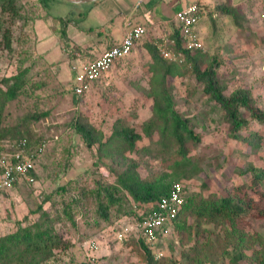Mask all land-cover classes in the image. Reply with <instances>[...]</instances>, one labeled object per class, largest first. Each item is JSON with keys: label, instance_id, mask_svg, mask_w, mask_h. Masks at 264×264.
I'll use <instances>...</instances> for the list:
<instances>
[{"label": "rangeland", "instance_id": "1", "mask_svg": "<svg viewBox=\"0 0 264 264\" xmlns=\"http://www.w3.org/2000/svg\"><path fill=\"white\" fill-rule=\"evenodd\" d=\"M186 1L196 0L183 3ZM201 1L212 3L210 11L203 8L204 16L197 25L205 61L212 56L219 58L222 66L217 70V78L227 87V93L236 88L250 89L257 106L264 111V0H234L240 4L239 8L231 5L232 0ZM52 2L48 0L47 4ZM223 4L237 10L238 19L217 13L215 8ZM48 8L51 9L49 13L55 15L57 7ZM23 13H26L24 6ZM169 17L172 18L173 13ZM244 17L249 20L245 22ZM51 20L52 28L57 29V22ZM175 25L177 27L176 22ZM175 29L174 26L170 35L159 37L146 30L132 53L105 73L77 103L70 91L72 67L64 59L67 44L57 41L56 34L51 35V40L37 45L42 56L35 53L25 57L24 50L35 51L37 37L28 24L15 23L13 51L10 56L0 51V79L15 73L16 66L11 58L16 60L18 68L29 71L24 90L5 107L1 128L10 130L24 119L47 111L49 115L45 119L29 122L25 128L48 139L50 144L37 160L35 183H21L0 197V236L14 232L20 224L26 226L34 222L38 215H30V211L50 197L44 208L50 211L52 219L61 220L65 228L57 227L64 238V247L55 251L56 257L49 264H146L134 243H119L114 239L115 220L123 210L128 212L133 203L126 192L115 195L123 210L118 212L115 205L109 212V221L104 222L95 214L97 183L113 185L119 174L136 164L141 178L155 174L182 177L187 196L192 193L206 196L214 192L221 197H231L235 202L241 199L245 213L237 218V228L254 238L260 237L264 243V217L260 215L264 209V198L261 197L264 181L254 187L248 172L250 168L264 169V127L251 122L247 130L239 133L241 139H232L222 111L203 95L189 64L180 57L173 63L181 67L183 75L168 77V88L178 114L189 121L190 128L199 135L200 143L189 148L186 163L172 165L175 143L162 141L159 129L149 128L155 116L152 100L147 95L151 60L144 47L153 43L161 57L159 49L173 52L174 41L168 36L171 37ZM78 114L102 132V142H110V154L103 152L100 156L96 148L88 150L84 146L74 130L73 121ZM116 129H130L140 136L133 150L118 139L111 141ZM249 133L259 134L260 139L250 138ZM5 139H0V146ZM60 187H64L65 192H56ZM76 195L79 208L74 214V228L66 223L62 208ZM190 223L195 222L190 220ZM221 227L205 226L210 231L203 234L204 239L224 240L227 233ZM91 241L97 243L96 250L88 248ZM259 246V242L255 244L256 248ZM185 250L179 236L173 233L152 252L156 259L162 258L158 264H187L182 257ZM250 254L251 251H246V256ZM232 257L230 252L216 257L211 264H250L246 260L231 263Z\"/></svg>", "mask_w": 264, "mask_h": 264}, {"label": "trees", "instance_id": "2", "mask_svg": "<svg viewBox=\"0 0 264 264\" xmlns=\"http://www.w3.org/2000/svg\"><path fill=\"white\" fill-rule=\"evenodd\" d=\"M21 9L19 0H0V51L6 52L7 56H10L13 51V26L20 22H23L24 26L28 24L25 22L27 21L25 16L21 14ZM215 10L224 16L238 19L237 10L228 5L217 6ZM58 21L59 41L68 44L65 32L70 19H59ZM171 38L174 41L173 52L183 58L186 64H189L196 82L202 87L203 95L222 111L232 139H241L239 133L247 130L251 122L264 127V111L257 106L252 90L236 88L227 93V87L218 80L217 70L222 66V61L219 58L212 56L209 61H205L203 50H183L178 28L175 29ZM144 48L151 60L147 95L152 100L153 115L155 116V120L149 125V128L159 129L162 141L170 140L175 143L176 151L172 157L175 162L172 161V165L186 163L189 148L200 143V137L190 128L189 121L178 114L169 92L168 77L182 76V69L179 65L161 57L153 43L146 44ZM35 53L36 50H24L25 57H30ZM11 60L16 66L15 73L0 79V139L11 137V139L3 140L4 144L25 139L27 141L26 150L30 152L44 137L37 136L35 131L31 132L25 126L29 122L36 123L45 119L49 112L43 111L29 119H24L10 130L1 128L5 107L9 102L15 100L26 87L25 78L29 71L28 68H18L14 58ZM204 63L207 64L204 65ZM70 91L73 92L72 82ZM80 99H76V102L78 103ZM73 123L75 132L88 150L96 148V153L100 156L103 152L110 154L108 151L110 142H102V132L96 130L82 115L78 114ZM249 137L260 139L259 134L256 133H249ZM114 139L122 141L130 150H133L135 142L140 139V136L134 134L130 129H116L111 141ZM244 140L250 141L248 138H244ZM1 148L2 146H0V150ZM248 172L252 175L251 185L257 187L263 183L264 169L250 168ZM31 176L36 181V170L31 173ZM172 176L173 174L164 176L155 174L153 177L141 178L136 164L128 166L116 177L115 184L104 186L97 183L95 188L96 216L104 222L109 221V212L115 208V205H117V211L121 212L123 207L115 195L121 191L126 192L132 198L133 203L130 204L128 212L123 210V214L115 220L113 231H116L119 225H122L127 219L133 220L135 216L133 205L139 212L141 211V216L138 219L141 221L143 217L151 213L150 210L157 207L161 199L168 196L174 184H180L185 193L184 203L171 227L172 234L178 235L181 246L186 248L182 252V257L186 259L187 264H211L215 262L216 257L228 255L230 252L233 253L231 263L246 260L250 264H264V243H261L263 240L260 237L249 236L237 228V218L245 213V209L241 206V199L235 202L231 197H221L214 192L208 193L206 196L201 193H192L187 196L182 177ZM167 177L170 178L169 181L166 180ZM60 191L65 192V188L60 187L56 190V192ZM261 197L264 198V192ZM78 199L77 195L72 196L62 208V215L65 216L66 223L74 228L76 227L74 214L79 208ZM48 202H50V197H46L36 209L30 211V215H38L34 222L28 223L26 226L20 224L14 232L0 236V264H49L56 257L55 251L63 249L64 238L57 227L61 229L65 226L61 220L52 219L50 211L44 208ZM260 215L264 217V209L260 211ZM190 220H194L195 223L191 224ZM95 225H97L96 221ZM219 225L227 233L226 238L222 241L219 239L205 240L203 234H208L210 231L205 226L218 227ZM130 242L140 249V254L146 264H158L162 259H156L152 249L143 240L125 241V243ZM258 242L260 246L256 248L255 244ZM230 243L231 249L228 250ZM162 244L163 241L158 246ZM246 251H251L250 256H246ZM80 264L83 263L80 262Z\"/></svg>", "mask_w": 264, "mask_h": 264}, {"label": "built area", "instance_id": "3", "mask_svg": "<svg viewBox=\"0 0 264 264\" xmlns=\"http://www.w3.org/2000/svg\"><path fill=\"white\" fill-rule=\"evenodd\" d=\"M203 16V7L198 2L189 4L175 15L183 50L198 51L203 49L201 40L196 32V26ZM146 30L143 25L133 26L128 24L127 32L118 45L104 51L92 61L73 65L72 95L75 100L89 93L93 85L105 73L115 64L127 58L146 35ZM159 51L164 59H168L171 62H175L180 58L178 54L171 51L162 49H159ZM49 144L50 141L44 138L30 152L26 150L27 141L25 139L2 145L0 150V197L5 192L12 190L15 185L35 183L31 173L36 170L37 160L43 155ZM184 197L185 193L182 186L174 184L168 196L161 199L157 207L150 210L151 213H148L141 221L138 220L141 216V211L139 212L136 206L133 205L135 211L133 220L127 219L122 225L120 224L118 230L114 233V239L119 243L128 240H143L154 250L163 239L172 234V222L184 203ZM88 248L96 250L97 243L91 241Z\"/></svg>", "mask_w": 264, "mask_h": 264}, {"label": "crops", "instance_id": "4", "mask_svg": "<svg viewBox=\"0 0 264 264\" xmlns=\"http://www.w3.org/2000/svg\"><path fill=\"white\" fill-rule=\"evenodd\" d=\"M52 1L51 5L47 4L48 0H19V3L26 9L27 14L23 13L27 19L25 22H28L30 31L37 37L35 50L38 55L41 54L37 51V45L51 40V35L56 34L58 41V20L70 19L65 32L68 47L64 48V59L71 67L74 63L79 65L92 61L104 51L118 45L127 32L128 24L143 25L154 37L166 36L170 35L174 26L177 29V12L189 4L198 2L208 11L212 9L211 2L201 0L186 3H183L185 0H75L77 3ZM232 1L231 5L239 8L240 4ZM52 5L57 7L55 15L49 13L51 9L48 7ZM172 13L173 17L170 18ZM52 18L57 22V29L52 28ZM243 20L247 22L249 19L244 17ZM196 32L198 35L197 26ZM168 39L172 40L169 36Z\"/></svg>", "mask_w": 264, "mask_h": 264}, {"label": "water", "instance_id": "5", "mask_svg": "<svg viewBox=\"0 0 264 264\" xmlns=\"http://www.w3.org/2000/svg\"><path fill=\"white\" fill-rule=\"evenodd\" d=\"M64 1L70 2V3H77V1H75V0H64Z\"/></svg>", "mask_w": 264, "mask_h": 264}]
</instances>
